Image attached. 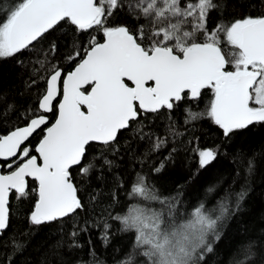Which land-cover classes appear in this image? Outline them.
Wrapping results in <instances>:
<instances>
[{"label": "snow or ice", "instance_id": "6c2138e0", "mask_svg": "<svg viewBox=\"0 0 264 264\" xmlns=\"http://www.w3.org/2000/svg\"><path fill=\"white\" fill-rule=\"evenodd\" d=\"M227 7L228 0H11L7 7L0 0V59L35 50L61 24L78 33L99 34L86 46L74 45L66 57L75 63L71 71L51 65L47 76L40 77L46 87L26 114L24 126L0 135V169L8 168L6 174L0 172V234L10 226L11 198L22 200L30 191L35 192L28 216L31 225L75 215L84 204L71 169L78 167L81 175H88L95 167L84 163L91 143L111 146L133 123L152 114L159 117L165 110L171 113L186 99H201L205 90L212 93L206 112L186 110V123L206 115L229 141L264 126V15L209 28L210 13L226 12ZM120 11H126L136 27L114 24L112 18ZM226 46L231 49L228 58L222 51ZM47 51L54 58L58 44L54 41ZM37 62L46 67L43 60ZM52 113L54 122L48 115ZM37 132L43 135L33 155L27 143ZM140 134L146 135L142 129ZM150 143L151 151H159L167 140L157 137ZM176 151L173 148L152 171L163 172L169 161L174 162ZM192 152L200 169L219 155L212 148ZM237 161L243 165L244 155ZM255 167V156H248L245 171L251 175ZM28 178L35 189H30ZM215 191V186L207 189L208 194ZM128 195L159 207L132 205L126 214L113 217L120 221L121 231L134 232L132 250L120 264H206L222 237L224 221L240 209L247 191L242 188L235 194L234 209L233 194L226 190L214 206L200 201L187 211L182 210L179 190L164 196L147 176L137 173ZM104 227L107 243L109 225ZM81 231L74 226L69 241L58 242L57 247L63 243L70 250L81 247L77 239ZM11 245L13 251L24 247L16 239ZM239 252L232 264H255L252 242ZM7 264H13L11 255Z\"/></svg>", "mask_w": 264, "mask_h": 264}, {"label": "trees", "instance_id": "16d2710c", "mask_svg": "<svg viewBox=\"0 0 264 264\" xmlns=\"http://www.w3.org/2000/svg\"><path fill=\"white\" fill-rule=\"evenodd\" d=\"M11 0H4L7 7ZM264 15V0H228L226 12L212 11L208 22L209 28L218 23H228L243 16ZM114 24L127 23L136 27V21L120 11L112 18ZM143 21H141L142 23ZM97 32L78 33L69 24H61L56 31L48 35L35 50L25 52L16 58L0 59V135L6 134L15 126L25 124L26 114H30L37 103L38 96L46 84L40 77H46L51 65L58 64L64 72L70 71L75 63H69L67 55L74 50V45L88 44L91 36ZM58 44V51L53 54L47 49L53 42ZM226 58L231 53L230 47L223 48ZM43 60L46 67L37 61ZM17 61H23L18 63ZM78 62V61H77ZM37 80L36 85L32 81ZM212 93L203 92L196 101L185 100L169 113L167 110L157 117L152 114L132 124L129 130L121 131L118 139L111 146L91 143L87 148V159L95 167L88 175H81L80 169H71L73 182L78 189V196L84 207L71 217L60 221L34 226L28 216L34 205L35 192L22 200L13 196L10 200V226L0 234V262L7 264L9 255L13 264H120L132 250L134 232L121 231L117 215H124L132 205L158 208L159 205L131 198L128 193L137 173L147 176L156 189L164 196L182 193V210L191 211L200 201L208 207L230 191V204L235 208L236 193L246 189L247 196L235 211L223 223L222 237L209 254L206 264H232L234 258H240V248L252 242L257 252L255 264H264V126H254L239 138L225 139L220 130L205 115L186 123L188 112H206ZM9 105L13 106L9 110ZM51 121L55 114H48ZM146 134L141 138L140 130ZM43 135L35 133L27 143L35 155V146ZM157 137L167 140L159 151H151V140ZM218 149L217 158L204 169L199 168L198 157L193 148ZM173 153L174 162L169 161L165 170L154 173L160 161ZM243 154L244 164L237 161ZM255 156L256 167L251 175L246 171V158ZM105 159L110 163H105ZM2 164V162H0ZM7 166L2 172H7ZM30 181V189H35V182ZM216 191L207 193L209 187ZM107 229L108 242L105 243L104 225ZM84 229L78 236L79 248L69 249L67 243L57 247L58 242L69 241V234L74 230ZM24 243L20 251H13L11 240ZM5 242H8L5 246ZM142 258L138 257L137 260Z\"/></svg>", "mask_w": 264, "mask_h": 264}, {"label": "water", "instance_id": "95a60500", "mask_svg": "<svg viewBox=\"0 0 264 264\" xmlns=\"http://www.w3.org/2000/svg\"><path fill=\"white\" fill-rule=\"evenodd\" d=\"M74 67H75V66H74ZM74 67H73V68H74ZM73 68H72V69H73ZM72 69H71V70H72ZM71 70H70V71H71ZM54 121H55V118H54V120H53L52 122H54ZM23 126H24V125H23ZM21 127H22V126H21ZM7 133H8V132H7ZM7 133H6V134H7ZM30 138H31V137H30ZM93 143H95V142H93ZM37 144H38V143H37ZM37 144H36V145H37ZM96 144H98V143H96ZM35 155H36V154H35ZM0 162H2V161H0ZM0 172H2V169H0ZM7 172H8V171H7ZM7 172H2V173L6 174ZM28 180H31V178H28Z\"/></svg>", "mask_w": 264, "mask_h": 264}]
</instances>
